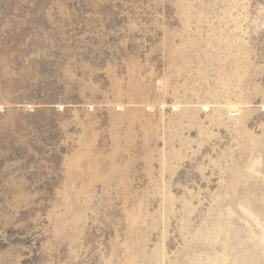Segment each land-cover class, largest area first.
Instances as JSON below:
<instances>
[{"label":"rangeland","instance_id":"374dc122","mask_svg":"<svg viewBox=\"0 0 264 264\" xmlns=\"http://www.w3.org/2000/svg\"><path fill=\"white\" fill-rule=\"evenodd\" d=\"M0 264H264V0H0Z\"/></svg>","mask_w":264,"mask_h":264}]
</instances>
